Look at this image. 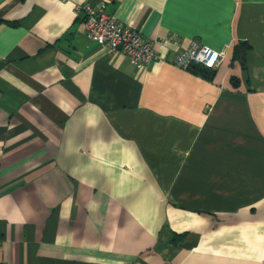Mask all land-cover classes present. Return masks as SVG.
Here are the masks:
<instances>
[{"label":"crops","instance_id":"1","mask_svg":"<svg viewBox=\"0 0 264 264\" xmlns=\"http://www.w3.org/2000/svg\"><path fill=\"white\" fill-rule=\"evenodd\" d=\"M89 2L155 41L91 40ZM224 56L176 65L192 41ZM0 264H264V0H0Z\"/></svg>","mask_w":264,"mask_h":264},{"label":"built area","instance_id":"2","mask_svg":"<svg viewBox=\"0 0 264 264\" xmlns=\"http://www.w3.org/2000/svg\"><path fill=\"white\" fill-rule=\"evenodd\" d=\"M76 9L84 12L83 26L86 35L109 52L127 55L133 62L143 66L159 58L154 42L162 43L163 40L153 41L147 38L139 29L121 22L95 4L85 2L76 5ZM224 53V50L217 51L193 40L175 56L173 62L185 69L193 64L213 69L222 60Z\"/></svg>","mask_w":264,"mask_h":264},{"label":"trees","instance_id":"3","mask_svg":"<svg viewBox=\"0 0 264 264\" xmlns=\"http://www.w3.org/2000/svg\"><path fill=\"white\" fill-rule=\"evenodd\" d=\"M189 69L191 71H194V72H197V73H200V74H205V75H207L209 72L212 71V68L204 67V66H201V65H198V64L191 65L189 67Z\"/></svg>","mask_w":264,"mask_h":264}]
</instances>
